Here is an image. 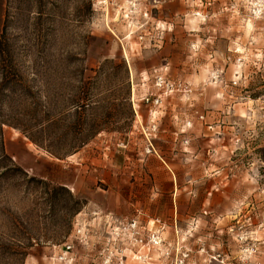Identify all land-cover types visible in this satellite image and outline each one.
<instances>
[{
  "label": "rangeland",
  "instance_id": "obj_1",
  "mask_svg": "<svg viewBox=\"0 0 264 264\" xmlns=\"http://www.w3.org/2000/svg\"><path fill=\"white\" fill-rule=\"evenodd\" d=\"M151 92L158 104L144 100ZM47 101L58 134L100 131L76 152L88 188L104 184L100 154L114 155L132 132L137 147L153 150L160 124L179 122L185 110L188 135L204 128L203 220L173 225L175 238L163 236L168 222L152 220L144 237L156 232L161 241L135 246L132 257L113 231L124 220L89 212L67 187L76 153L60 160L30 140L46 127ZM14 142L48 168L11 156ZM0 146L10 157L0 153V264H264V0H0ZM215 166L233 184L228 208L213 203ZM52 167L64 172L59 180L48 177ZM69 223L67 236L29 245L58 238Z\"/></svg>",
  "mask_w": 264,
  "mask_h": 264
},
{
  "label": "crops",
  "instance_id": "obj_2",
  "mask_svg": "<svg viewBox=\"0 0 264 264\" xmlns=\"http://www.w3.org/2000/svg\"><path fill=\"white\" fill-rule=\"evenodd\" d=\"M139 113L145 118L148 115L144 111ZM179 116L180 121L172 125L167 119L160 124L159 139L154 142L153 150L147 153L143 145L136 146L132 132L123 146L116 144L114 155L100 154L97 170L99 180L104 183L102 185H93V188L85 185L82 174L87 171L80 167L83 162L80 154L76 153L72 158L78 160L79 163L76 164L79 165L68 166L65 172L67 187L89 201V212L114 216L124 221L138 218L142 221L141 224L149 228L152 226V220L159 218L168 222L171 229L163 233V236L177 237L172 230L173 225L177 224L182 231L197 218L198 223L203 220L204 201L206 203L208 199V196H204L203 184L205 173L210 171L204 168L206 163L202 160L203 126L197 123L192 130L194 134L188 135L185 132V110L182 114L179 113ZM188 137L194 138L190 148L185 144ZM189 150H192L193 154H190ZM7 151L28 168L35 166L42 171L48 168L47 162L42 158L31 157L27 146L22 142L8 145ZM215 168L213 176L219 175V187L214 194L213 203L224 208L226 205L228 208L229 202L232 203L233 184L229 186V173L225 166ZM63 174L62 170L52 167L48 177L59 180L58 177ZM180 236L183 234L180 233ZM129 253L133 257V252ZM132 261L128 259L130 264H133Z\"/></svg>",
  "mask_w": 264,
  "mask_h": 264
},
{
  "label": "trees",
  "instance_id": "obj_3",
  "mask_svg": "<svg viewBox=\"0 0 264 264\" xmlns=\"http://www.w3.org/2000/svg\"><path fill=\"white\" fill-rule=\"evenodd\" d=\"M82 75L85 76V73H83ZM45 98L47 100L49 97L46 95ZM123 99H126V96L123 97ZM47 104L48 105H46L45 107L46 110L43 116L46 127L43 128L41 131L42 136L30 135L29 138L40 148L46 150L54 158L61 160L76 153L81 146L87 144L92 139V137L95 136V133L100 132V131L93 132L90 130L88 131L84 127H79L76 130L66 129L60 132V134H58L54 130V125H53L54 118L52 112L50 111L51 107L49 105V101H47ZM74 107L78 111H83L85 110V108L88 107V103H83V104L78 103ZM65 113L69 114V109L65 110ZM80 113H81L80 116L82 117L83 112ZM81 117L79 119H81ZM70 139L71 140L76 139L78 142L72 144V142H68L70 141ZM0 153H3L1 146H0ZM3 156L10 158L8 155L5 154V152L3 153ZM71 199L75 205V208L73 210L74 214H77L81 210V206H80L81 202L78 199H76L72 194H71ZM61 229L62 230L58 238L52 240V239H46L43 236L31 237L29 238V245H33V243H37V244L50 243V241L54 243L57 239L67 236V234L71 229V224L69 223L67 226Z\"/></svg>",
  "mask_w": 264,
  "mask_h": 264
},
{
  "label": "built area",
  "instance_id": "obj_4",
  "mask_svg": "<svg viewBox=\"0 0 264 264\" xmlns=\"http://www.w3.org/2000/svg\"><path fill=\"white\" fill-rule=\"evenodd\" d=\"M156 87L159 90H169L170 84L164 78L162 74H157L155 76ZM156 98H152V97ZM146 102H150L153 100L155 104H158L161 101L160 96H156L155 93H147V96L144 97ZM157 222L162 224L159 219H156L154 223ZM114 226V234L123 243L128 244V248L133 251V248L137 245L146 246L149 243H159L161 241L160 235L156 232H152L151 235L147 238L144 237L145 231H147V227L143 226L138 218H133L127 221H113ZM72 246L68 245L67 249L70 250ZM118 264H127L126 259L121 258Z\"/></svg>",
  "mask_w": 264,
  "mask_h": 264
}]
</instances>
